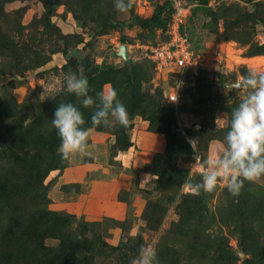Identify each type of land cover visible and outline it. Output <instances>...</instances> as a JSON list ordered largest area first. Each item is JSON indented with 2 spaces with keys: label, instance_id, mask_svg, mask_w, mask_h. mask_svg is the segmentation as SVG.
I'll use <instances>...</instances> for the list:
<instances>
[{
  "label": "rangeland",
  "instance_id": "1",
  "mask_svg": "<svg viewBox=\"0 0 264 264\" xmlns=\"http://www.w3.org/2000/svg\"><path fill=\"white\" fill-rule=\"evenodd\" d=\"M175 15L204 60L160 72L150 48ZM250 70L264 72V0H132L126 13L114 0H0V264H132L147 245L158 264H264V177L238 196L223 180L192 190ZM73 72L94 99L115 88L129 125L92 126L95 109L65 90ZM69 102L91 155L64 160L51 119Z\"/></svg>",
  "mask_w": 264,
  "mask_h": 264
},
{
  "label": "clouds",
  "instance_id": "2",
  "mask_svg": "<svg viewBox=\"0 0 264 264\" xmlns=\"http://www.w3.org/2000/svg\"><path fill=\"white\" fill-rule=\"evenodd\" d=\"M131 7L132 0H114L118 12L126 13ZM239 86L248 89L247 96L231 111L223 152L207 162V169L200 173L201 180L192 184L195 194L201 190L211 193L223 180L227 190L238 196L245 181L256 182L264 177V72L250 70ZM65 90L74 94L83 108L95 109L90 118L92 126L129 125L127 107L115 88L97 92L94 99L88 95L87 77L73 72L65 78ZM51 122L60 139L58 154L62 159L91 155L89 130L84 127L86 120L80 107L71 102L60 103ZM132 264H158L155 246H141Z\"/></svg>",
  "mask_w": 264,
  "mask_h": 264
},
{
  "label": "built area",
  "instance_id": "3",
  "mask_svg": "<svg viewBox=\"0 0 264 264\" xmlns=\"http://www.w3.org/2000/svg\"><path fill=\"white\" fill-rule=\"evenodd\" d=\"M179 22L178 16L175 15L168 30V38L150 48L149 57L160 72L189 68L204 60L201 53L191 48L188 39L180 31ZM167 97L170 102L176 101L177 90L171 88L167 92Z\"/></svg>",
  "mask_w": 264,
  "mask_h": 264
},
{
  "label": "water",
  "instance_id": "4",
  "mask_svg": "<svg viewBox=\"0 0 264 264\" xmlns=\"http://www.w3.org/2000/svg\"><path fill=\"white\" fill-rule=\"evenodd\" d=\"M124 58H127V48L125 45H122L119 52ZM240 256H243L242 253H240Z\"/></svg>",
  "mask_w": 264,
  "mask_h": 264
},
{
  "label": "trees",
  "instance_id": "5",
  "mask_svg": "<svg viewBox=\"0 0 264 264\" xmlns=\"http://www.w3.org/2000/svg\"><path fill=\"white\" fill-rule=\"evenodd\" d=\"M244 263H245V264H251V263L248 262L247 259H244ZM257 264H262V263H257Z\"/></svg>",
  "mask_w": 264,
  "mask_h": 264
}]
</instances>
